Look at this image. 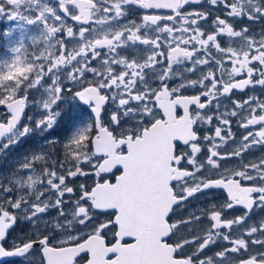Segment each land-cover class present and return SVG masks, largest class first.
Masks as SVG:
<instances>
[{
  "label": "snow or ice",
  "instance_id": "snow-or-ice-1",
  "mask_svg": "<svg viewBox=\"0 0 264 264\" xmlns=\"http://www.w3.org/2000/svg\"><path fill=\"white\" fill-rule=\"evenodd\" d=\"M133 9L143 10L138 21ZM0 17L15 22L5 36L20 33L0 60V154L37 134L49 148L0 177V264H264V217L248 223L264 212V156L244 162L264 150V99L231 100L264 89V29L250 27L264 22V0H0ZM129 49L136 55H122ZM223 99L231 110H220ZM77 106L90 110L87 121ZM213 119L204 153L196 125ZM233 120L245 133L238 142ZM229 142L232 151H219ZM57 151L63 159L48 165ZM235 158L238 167L221 171ZM85 164L94 186L65 199L76 191L69 180L89 175ZM114 169L115 182L102 178ZM213 189L224 190L223 204L201 201L173 219ZM236 207L243 214L225 218ZM20 222L29 231L5 246ZM220 240L227 246L209 254Z\"/></svg>",
  "mask_w": 264,
  "mask_h": 264
},
{
  "label": "flooded vegetation",
  "instance_id": "flooded-vegetation-1",
  "mask_svg": "<svg viewBox=\"0 0 264 264\" xmlns=\"http://www.w3.org/2000/svg\"><path fill=\"white\" fill-rule=\"evenodd\" d=\"M206 7V4L204 5ZM191 7L194 6H187L186 10L190 9ZM157 14H161V15H167L170 14L168 10H154ZM143 10H139V9H133L132 10V14L129 16V19L132 20H139V16L142 14ZM210 24V21H209ZM67 26H74L75 27V22L71 21L70 18L67 19ZM239 27H243V24L238 25ZM30 27V31H29V35H37L38 36V32L35 31L34 28ZM250 27L253 29V31L255 32H260L261 29H264V22H260V23H256L253 25H250ZM33 30L35 31L33 33ZM75 30L78 32V27L75 28ZM62 35V34H60ZM43 45H39L36 50H35V54L39 53V48H42ZM27 49H29V54H33L34 52V47L31 45V41H27ZM129 52H131L132 55H136L135 52H133L131 49L126 50L125 52H122V55H127ZM131 58V57H129ZM99 63V62H97ZM200 75L199 72H197L195 75L190 76V79H196L198 76ZM177 82H173L170 86H175ZM65 87L66 88H70V87H75L74 85L70 84L69 82H65ZM184 95H195L197 94V90L196 89H186L183 93ZM34 96V94L32 93V97ZM248 96H260L262 99H264V89H261L259 87H256L255 89L253 88H248L246 89L244 92H240V91H236L233 93L231 100H243V99H247ZM231 100L229 99H223L221 101V111H224V107L227 106L229 108V110H231ZM35 109V110H34ZM84 109H86V106H77L73 111L79 115H81L83 117V119L85 121H87L89 119V112L85 111ZM214 109H215V104L212 105L211 109L206 110L205 112L202 113V115L205 116V118L207 116L210 115H215L214 113ZM114 110V106H109L107 107L104 112H102V119L105 121V123L108 122L111 112ZM191 110L193 112V115L195 114V106H191ZM3 111V110H0ZM27 115L30 116V114L32 113L31 111H37L35 107L30 106L27 110ZM178 113L180 115L183 114V110L182 109H178ZM159 116H162V113L158 114V118ZM25 122H27V117H25ZM218 121L213 119L211 124H207V123H197L196 127L198 128V136L200 137V146L202 147V150L204 153L207 152L208 147L210 146V142H204L203 137L205 135H214V129L216 126H218ZM232 131L235 134L236 137V141L238 142L239 139L242 137V135H244V130L240 129L237 127L236 125V121L233 120L232 123ZM116 132H119V129H116ZM47 135V134H45ZM60 138V137H58ZM43 148L44 151H48L49 148L45 147V139L43 137H41L40 135H33L29 138H27L25 140V142L22 144L21 147L18 148H14L9 150L8 152H6L3 154H0V177H7L9 176L15 169H17L19 167L18 161L22 160L23 157L25 155H28L32 152H39L41 149ZM235 148V144L233 142H229L228 144L224 145L219 151H221L222 153L224 152H229L232 151ZM184 150V146L182 144V142L180 144H178V151H182ZM190 151V149H189ZM264 156V150L262 149H253L251 152H249L245 157H244V162H247L249 160H257L260 157ZM52 159H63L62 154L57 151L54 152L51 159L48 160V165L51 164V160ZM206 159V156H201V160ZM240 164V160L238 158L235 159H230V160H226L222 162V169L221 171H223L226 168H236L238 167V165ZM45 165L38 163L36 165L37 171L41 170L42 167H44ZM83 169L84 171L88 172L89 175L87 176H78L75 178H71L69 180V186L73 187L76 191H75V195L68 197L66 196L65 199H75L78 195H79V186L81 184L86 185L89 190L92 186H94L97 177L94 174V171L92 169L91 165H83ZM119 171L117 170H113V173L111 174H101L103 179H108L111 180L112 182H115V176L119 175ZM226 199V193L224 192L223 189H213L211 191H209L205 196L200 197L199 201H193L192 204L187 206V211H183L182 209H177L178 212L181 213V216L179 217H174L173 219H179V218H183L186 217L188 212H192L195 210V207H205L206 204L202 203L201 201H206L207 205H211V204H216V205H221L224 203ZM54 214V213H53ZM243 214V210L239 207L230 209V210H225V218L227 219H232L238 215H242ZM264 217V212L259 211V210H255V214L252 218V220H249L248 223H252L253 221H257L260 218ZM107 217L105 216H100L99 220H104ZM29 231V226H26L23 222H20L16 225L15 231L10 232V234L6 237V241H5V246H11L12 243L14 242L15 239L21 237L25 232ZM237 232L239 231L238 229L236 230ZM109 239H111V234H108ZM60 237H57V239H59ZM176 238L173 237V241H175ZM55 242V241H54ZM114 242V241H113ZM172 242V241H170ZM227 245H225V242L223 240H220L217 242V245H215L209 254L214 253L215 251L218 250H222L223 247H225ZM256 249L253 248L252 251L254 252ZM5 261H8L12 258H3ZM77 264H83L82 260H78Z\"/></svg>",
  "mask_w": 264,
  "mask_h": 264
},
{
  "label": "rangeland",
  "instance_id": "rangeland-1",
  "mask_svg": "<svg viewBox=\"0 0 264 264\" xmlns=\"http://www.w3.org/2000/svg\"><path fill=\"white\" fill-rule=\"evenodd\" d=\"M14 27H15V22L8 21L6 17H0V60L11 57L12 53H11L10 49H11L12 44L10 43V40L14 42V41L19 39V36H20L19 30L14 31L11 37L4 35L5 32L9 31L10 29H12ZM35 31L33 30V33ZM27 41L28 40H26V42H25L26 47H27ZM28 54H29V49H28ZM65 82H67V81H65ZM33 94H34L33 98H38L39 93L33 92ZM0 110H3V109H0ZM31 112L32 113L30 114V116L34 115V113L36 111H31ZM21 146L22 145H20L18 147H21ZM18 147H16V148H18ZM5 155H6V153H5Z\"/></svg>",
  "mask_w": 264,
  "mask_h": 264
}]
</instances>
